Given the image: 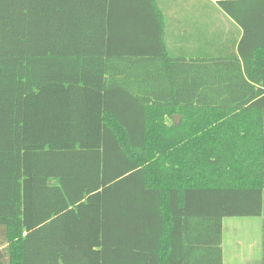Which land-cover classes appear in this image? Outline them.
<instances>
[{
	"label": "trees",
	"instance_id": "obj_1",
	"mask_svg": "<svg viewBox=\"0 0 264 264\" xmlns=\"http://www.w3.org/2000/svg\"><path fill=\"white\" fill-rule=\"evenodd\" d=\"M126 11L118 0H0V264L75 253L122 264L130 198L168 205L184 230L205 221L207 242L181 239L178 264L204 244L223 264V218L262 215L264 67L226 84L218 59L211 78L202 61L140 68L114 45Z\"/></svg>",
	"mask_w": 264,
	"mask_h": 264
},
{
	"label": "crops",
	"instance_id": "obj_2",
	"mask_svg": "<svg viewBox=\"0 0 264 264\" xmlns=\"http://www.w3.org/2000/svg\"><path fill=\"white\" fill-rule=\"evenodd\" d=\"M118 3H124L127 11L113 18L115 38L111 37L117 49L120 48L116 44L123 43V51L129 52L140 68L164 67L169 61L182 64L202 61L207 69L205 75L211 78L215 76L210 71L212 63L214 65L218 59V78L226 84L236 82L235 74L239 71L246 78L245 74L264 67L263 0H118ZM219 98H242V93L222 92ZM129 202L122 219V239L129 245V251L118 259L122 264H178L181 239L186 243H206L208 240L205 221L201 228L198 221L188 220L184 230L180 218L173 222L168 205L150 207L136 203L134 198ZM90 210L94 214L86 220L99 226L101 217L96 210ZM263 216L264 191L262 215L223 218V264H263V229L261 242L259 239ZM254 217L257 219H250ZM107 221L108 240L115 243L118 230L114 213L113 217L107 215ZM246 225L254 229L250 230L255 236V254L242 249L228 251L226 245L251 246L247 238L249 228L241 227ZM231 227L232 239H227L226 233ZM245 241H248L247 245L243 244ZM206 245H203V251L196 249L187 258L194 264H212L214 259ZM68 259V264H93L92 257L85 254L75 253ZM110 259L115 264L114 254Z\"/></svg>",
	"mask_w": 264,
	"mask_h": 264
},
{
	"label": "rangeland",
	"instance_id": "obj_3",
	"mask_svg": "<svg viewBox=\"0 0 264 264\" xmlns=\"http://www.w3.org/2000/svg\"><path fill=\"white\" fill-rule=\"evenodd\" d=\"M168 121L171 122V120H168ZM250 219H257V218L254 217V218H250ZM258 219H260V218H258ZM263 220H264V216L262 218V221ZM241 227H246V228H249V230L250 229L251 230H254L253 229V226L248 227V225H246V226H241ZM231 230H232V227L229 229V232L226 233V236H227L226 238L227 239H232ZM251 230H250L249 236L247 237L249 239V243H251V246H241V247L235 248V246L226 245V249L228 251H230V250L239 251V250L242 249L243 252H247L248 251V252H251V253H254L255 254V252L257 251V247L255 249V236L252 235ZM259 232H260L259 239H260V242H261V238L260 237H261L262 227H259ZM243 244L247 245L248 244V241H245Z\"/></svg>",
	"mask_w": 264,
	"mask_h": 264
},
{
	"label": "water",
	"instance_id": "obj_4",
	"mask_svg": "<svg viewBox=\"0 0 264 264\" xmlns=\"http://www.w3.org/2000/svg\"><path fill=\"white\" fill-rule=\"evenodd\" d=\"M172 120L174 124H178L180 122V115L179 114H174L172 116Z\"/></svg>",
	"mask_w": 264,
	"mask_h": 264
}]
</instances>
